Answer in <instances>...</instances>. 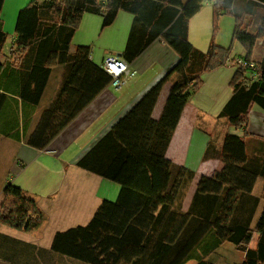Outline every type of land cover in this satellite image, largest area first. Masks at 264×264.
<instances>
[{
	"label": "trees",
	"instance_id": "trees-1",
	"mask_svg": "<svg viewBox=\"0 0 264 264\" xmlns=\"http://www.w3.org/2000/svg\"><path fill=\"white\" fill-rule=\"evenodd\" d=\"M67 1L33 0L21 10L15 28L18 63L6 60L0 64V77L10 87L17 82L19 88L21 83L25 106L41 103L53 67L65 68L58 101L40 118L38 128L26 140L40 150L113 80L104 69L90 62V48L79 47L70 53L77 28L66 23ZM75 1L79 10L100 15L104 28L113 25L121 10L135 16L123 55L127 62L159 38L177 52L180 60L79 160L77 166L81 169L117 183L120 194L114 203L104 200L86 226L57 233L51 250L79 264H215L217 251L230 243L243 255L239 264H264V213L258 225L249 228L254 208L251 193L258 172L245 167V141L235 134L225 135L221 149L224 166L212 178L200 179L187 212L183 204L195 173L175 166L165 157L190 90L199 87L205 72L230 61L235 43L242 46L244 61L256 65L259 80L248 83V69L236 67L231 80L233 96L221 117L227 118L231 128L245 129L250 107L256 104L264 109V58L253 62L255 47L264 32L251 33L235 16L232 44L228 48L218 46L215 38L221 11L232 15V0H217L210 45L207 52H202L189 41V22L201 10L203 0ZM3 6L4 0H0V15ZM7 39L0 21V56ZM173 75L178 80L172 86L162 118L156 121L152 117L154 108L163 86ZM2 104L0 99V108ZM58 113L64 114L58 118ZM12 136L21 140L20 133ZM44 220L38 203L28 192L13 183L5 186L0 225L32 232ZM255 233L259 236L252 248ZM12 246L8 248L7 237L0 235L1 256L4 249L12 252ZM15 248L14 255H18Z\"/></svg>",
	"mask_w": 264,
	"mask_h": 264
},
{
	"label": "crops",
	"instance_id": "crops-1",
	"mask_svg": "<svg viewBox=\"0 0 264 264\" xmlns=\"http://www.w3.org/2000/svg\"><path fill=\"white\" fill-rule=\"evenodd\" d=\"M32 1L5 0L4 15H0V21L4 31L8 34V39L0 56V64H4L6 60L18 63L20 53L17 51L18 34L15 33L17 18L19 12ZM216 1L203 0L201 10L189 22V41L202 52H207L210 45ZM255 3L259 1L232 0L229 9L232 15L221 11L220 20H224V17L229 15L234 18L235 25V16L246 14L252 17ZM66 23L77 28L71 42L70 53H74L79 47L90 48V62L101 69H103L104 61L111 56L126 59L123 55L127 50L135 24V16L132 13L121 10L113 25L104 28L103 18L100 15L83 12L76 7L75 0H68ZM224 40L217 38L218 46L225 48ZM235 54L233 52L231 58L244 60L243 49ZM179 60V55L172 47L161 38L156 39L128 62L130 69L136 72L134 77L128 78L119 89L109 85L99 93L44 150L28 145L26 140L38 128L40 118L58 101L65 78L64 66L53 67L48 86L41 103L37 106L23 104L21 83H19V88L17 82L15 87H10L6 80L0 77V99H3L0 108V151L2 149L12 150V158L2 176L0 204L5 186L13 183L36 200L45 216L39 229L32 232H18L35 235L36 232H41L44 227L54 221L55 223L67 222L66 225L58 224L59 228L83 227L84 222L92 220L104 200L112 203L117 201L121 189L117 183L81 169L77 164L153 86L170 72ZM253 62H259L255 53ZM236 69L231 64H225L224 67L202 75L199 87L190 90V97L165 157L175 166L185 167L195 173V178L183 204V210L187 212L200 179L203 176L212 178L220 173L224 166L221 149L225 135L231 133L241 137L246 143L248 154L245 167L248 171L258 172L251 193L252 207L254 206L253 215H250L249 219V228L254 229L264 213V109L256 104L250 107L247 114L248 124L245 129L235 130L229 126L227 118L221 117V113L233 96L231 80ZM246 76L252 78V82L259 80L255 69H248ZM177 80L178 76L173 75L163 86L153 111L154 120L159 121L162 118L172 86ZM63 114L58 113L56 117L61 118ZM38 118V122H35ZM16 133L21 134L20 141L13 138L12 135ZM207 150L208 157L205 159ZM260 185L262 189L259 193ZM71 197L80 199L81 209L68 216L67 206L76 204L74 201L70 203L68 198L71 199ZM44 202H48L47 207H43ZM57 233L60 232L57 231L55 235ZM0 235L7 237L8 248L14 244L17 246L22 244L24 248L16 247L21 255H14L13 253L16 252L13 251L12 246V252H2L0 260L15 259L33 262L54 259L64 262L61 264H79L54 253L51 250L52 245L50 247L41 245L38 239L18 240L19 237L14 238L2 233ZM258 236L259 234L255 233L251 242V244L254 242V245L250 244V247L256 246Z\"/></svg>",
	"mask_w": 264,
	"mask_h": 264
},
{
	"label": "rangeland",
	"instance_id": "rangeland-1",
	"mask_svg": "<svg viewBox=\"0 0 264 264\" xmlns=\"http://www.w3.org/2000/svg\"><path fill=\"white\" fill-rule=\"evenodd\" d=\"M4 6H6L5 0H4ZM4 6H3V9L1 12V16L4 15V8H5ZM254 7H255L253 10L254 14L252 15V17L246 16V14L245 15H243V14L239 15L238 17L241 20L243 27H246L251 33H257L259 30H262L264 32V1L260 0L259 3H255ZM224 18H225L224 20L219 21V31H218L215 39H216V44H217V38L221 39V40L225 39L224 45H226L225 48H228L232 44V37H233L232 34L234 32L235 25H234V18H232L231 16L227 15ZM13 30H14V28H13ZM218 44H219V42H218ZM242 49L243 48L239 43H235L234 48H233V52L235 54V53L241 52ZM254 53H255V57L258 61H261L263 59V57H264V34L262 35L260 40H258ZM236 55L237 54H235V56ZM112 57H115V56H111L110 58H112ZM231 60H235V59L231 58L230 61ZM232 65L234 67H238L235 64H232ZM56 73H57V69L55 71V74ZM247 81H248V83H250L253 81V79L247 78ZM41 111H42V107H41ZM38 120H39V118L35 119V122H38ZM11 154H12V150H10V149H2L0 151V159H1V162H0V185L2 183V176L4 175V172H5L6 168L8 167V164L10 163V160L12 158ZM261 189H262V186L260 185L259 189H258L259 193L261 192ZM65 198H67V196ZM68 200L70 201V203H71V201L76 202V204L74 206H72L71 204H69L67 206V214H69L68 216H71V214L73 212H76V210L81 209V205H80L81 201L77 197H74V198L71 197V199L68 198ZM47 206H48V202H44L43 207H47ZM53 216H54V214H53ZM66 223H67L66 221L64 223H59V221H58V223H55V221H54V222L50 223L49 225H47L46 227H44L41 232H39V233L36 232L35 235L21 234L18 231H15V230H12V229H9L7 227H3L0 225V234L2 233V234H5L7 236L14 237V238L19 237L18 240H20V239H26V240L38 239V241H41V245H44V246L49 245V247H50V245H52L55 233L57 231L58 232H66L70 229V228H66V227H64V228L58 227V224H60V225L65 224L66 225ZM88 223L89 222L86 221L83 224L86 226ZM83 224H81V225H83ZM56 228H57V230H56ZM4 237H6V236H4ZM253 243L251 244V246L254 245ZM5 245L6 244H4L2 247H4ZM2 247H0V248H2ZM13 247H22L21 249H24L22 244H21V246H17L14 244ZM234 249H236L235 245H232L230 243H226L224 246H222L220 251L215 256V264H239V263H241L243 256L241 253L237 252ZM15 250H17V248H15ZM3 251L6 252L7 249H4ZM6 255H8V254H6ZM19 255H21V253ZM3 256H5V255H3ZM1 257L2 256L0 255V258ZM12 260L2 259V260H0V264H61V263H64L61 260H54V259H52V260L51 259L50 260L45 259V260L33 261V262L15 260V259H12ZM190 264H197V263L192 262Z\"/></svg>",
	"mask_w": 264,
	"mask_h": 264
},
{
	"label": "built area",
	"instance_id": "built-area-1",
	"mask_svg": "<svg viewBox=\"0 0 264 264\" xmlns=\"http://www.w3.org/2000/svg\"><path fill=\"white\" fill-rule=\"evenodd\" d=\"M227 64L232 65L231 61ZM234 64L245 69H256L254 63H249L241 59H237ZM102 68L112 77L113 80L110 85L115 89H119L126 83L128 78L136 75V72L130 69L128 62L119 56L105 60Z\"/></svg>",
	"mask_w": 264,
	"mask_h": 264
},
{
	"label": "water",
	"instance_id": "water-1",
	"mask_svg": "<svg viewBox=\"0 0 264 264\" xmlns=\"http://www.w3.org/2000/svg\"><path fill=\"white\" fill-rule=\"evenodd\" d=\"M120 57V56H119Z\"/></svg>",
	"mask_w": 264,
	"mask_h": 264
}]
</instances>
